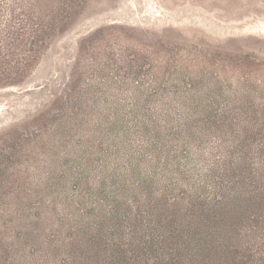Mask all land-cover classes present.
<instances>
[{
  "label": "rangeland",
  "instance_id": "1",
  "mask_svg": "<svg viewBox=\"0 0 264 264\" xmlns=\"http://www.w3.org/2000/svg\"><path fill=\"white\" fill-rule=\"evenodd\" d=\"M0 264H264V0H0Z\"/></svg>",
  "mask_w": 264,
  "mask_h": 264
},
{
  "label": "water",
  "instance_id": "2",
  "mask_svg": "<svg viewBox=\"0 0 264 264\" xmlns=\"http://www.w3.org/2000/svg\"><path fill=\"white\" fill-rule=\"evenodd\" d=\"M13 89V88H12Z\"/></svg>",
  "mask_w": 264,
  "mask_h": 264
}]
</instances>
